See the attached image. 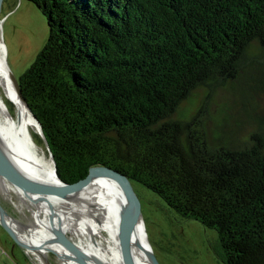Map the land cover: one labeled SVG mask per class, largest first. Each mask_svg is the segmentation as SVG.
<instances>
[{
    "label": "trees",
    "instance_id": "obj_1",
    "mask_svg": "<svg viewBox=\"0 0 264 264\" xmlns=\"http://www.w3.org/2000/svg\"><path fill=\"white\" fill-rule=\"evenodd\" d=\"M29 1L49 37L20 84L61 179L110 167L215 230L226 264H264V127L203 120L264 57V0Z\"/></svg>",
    "mask_w": 264,
    "mask_h": 264
},
{
    "label": "bare ground",
    "instance_id": "obj_2",
    "mask_svg": "<svg viewBox=\"0 0 264 264\" xmlns=\"http://www.w3.org/2000/svg\"><path fill=\"white\" fill-rule=\"evenodd\" d=\"M9 67L0 38L3 147L20 170L41 182L55 184L52 158L35 138V134H41L40 128L18 95ZM0 197L13 203L25 218H13L0 206V221L8 224L27 245L37 264H50L51 252L58 254L60 264H123L117 232L126 197L119 182L98 177L67 196H54L29 194L0 178ZM147 242L150 241L141 220L132 241L138 264H152L144 249Z\"/></svg>",
    "mask_w": 264,
    "mask_h": 264
},
{
    "label": "rangeland",
    "instance_id": "obj_3",
    "mask_svg": "<svg viewBox=\"0 0 264 264\" xmlns=\"http://www.w3.org/2000/svg\"><path fill=\"white\" fill-rule=\"evenodd\" d=\"M48 37L47 19L34 3L29 0L3 1L0 38L6 48L8 64L17 77L31 66ZM200 105L199 99L186 103L183 109L191 118ZM216 118L222 119L221 124ZM203 120L212 136L218 132L230 140L245 141L254 130L264 127V57L231 90L219 89L213 93L205 104ZM35 138L49 154L41 136L35 134ZM136 189L142 199L148 239L160 264H226L215 230L194 219L182 218L145 186L137 184ZM0 204L13 218L25 220L13 203L0 197ZM48 260L50 264H60L55 252L48 254ZM0 264H37L27 248L17 243L1 223Z\"/></svg>",
    "mask_w": 264,
    "mask_h": 264
},
{
    "label": "water",
    "instance_id": "obj_4",
    "mask_svg": "<svg viewBox=\"0 0 264 264\" xmlns=\"http://www.w3.org/2000/svg\"><path fill=\"white\" fill-rule=\"evenodd\" d=\"M3 1L4 0H0V12H1ZM10 72H11L13 81L15 83L18 95L20 96L21 100L24 102L27 109L31 113L33 119L35 120V122L40 128V133H41L40 135L44 143L47 146V149L49 151V154L54 164V172H55L54 174H55V178L57 182L55 184L41 182L37 180L36 178L26 174L22 170H20L18 166L13 163V161L8 156L6 150L3 147L4 141L1 136L3 134L2 133V123H3L2 115H0V178L5 179L6 181L11 183L18 189L26 193L40 194V195H54V196H67L68 194L72 192H75V191H78L84 188L90 182H92V180L98 177H107V178H111L119 182V184L121 185L123 189L125 197H126V202L123 206L121 217L119 219L118 232H117L121 259H122L123 264H138L136 260L134 259V256L132 253V241H133L135 227L141 220H143V211H142L143 204H142V199L133 181L127 175L120 173L104 165H98V166L91 167L88 175L85 178L79 180L78 182L67 183L64 180H62L58 174L56 162L52 154V151L50 150V147L45 137V134L43 132L42 126L39 120L37 119V117L33 114L22 92L20 78L14 74L11 68H10ZM9 101L13 103L11 100ZM0 223L13 235L17 243L22 245L24 248H27V245L21 242L17 238L14 231L10 228L8 224L2 221H0ZM65 242L67 243V245L72 247V245H70L67 241ZM144 249L150 261L152 262V264H160L150 242H147L144 245ZM99 264H104V263H99Z\"/></svg>",
    "mask_w": 264,
    "mask_h": 264
}]
</instances>
